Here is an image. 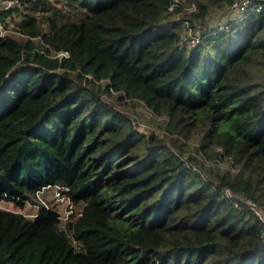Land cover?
<instances>
[{"label": "trees", "instance_id": "1", "mask_svg": "<svg viewBox=\"0 0 264 264\" xmlns=\"http://www.w3.org/2000/svg\"><path fill=\"white\" fill-rule=\"evenodd\" d=\"M171 1L1 13L17 32L0 36V200L21 210L68 185L81 213L63 226L53 203L35 217L0 207V264H264V224L222 192L264 209V3L221 29L208 19L233 0H186L202 35L189 47ZM112 90L156 127L139 130Z\"/></svg>", "mask_w": 264, "mask_h": 264}, {"label": "built area", "instance_id": "2", "mask_svg": "<svg viewBox=\"0 0 264 264\" xmlns=\"http://www.w3.org/2000/svg\"><path fill=\"white\" fill-rule=\"evenodd\" d=\"M24 0H0V36H5L11 32H17L15 29H12L5 20L2 19L1 13L5 10H8L12 7H18ZM264 0H233L230 4L226 5L223 10L228 12H244L245 15L252 11H259L263 6ZM175 6H179L180 9L176 12L177 18H185L183 21L186 25L187 30V42L189 47L197 46L201 40V29L199 25L194 28L190 24V19L187 16L188 13L195 11L197 5L195 2L187 3L186 0H172L169 6V12L173 11ZM182 7H185L187 11L182 12ZM224 22L219 26L221 29ZM199 30V31H197ZM67 51H59L55 56H68ZM90 77V75H89ZM113 92V90H112ZM115 92V91H114ZM106 101V100H105ZM236 170V168H233ZM71 188L68 185H49L45 186L43 189L39 190L37 193L38 203L26 202L29 206H34V208L39 209L43 206L48 207L51 203L55 204L58 207V217L61 224L64 226L66 222L72 221L76 214L78 216L81 212L76 213V204L70 194ZM222 192L226 198L234 201L236 206L244 204L250 207L253 213L258 217V219L264 224V209L259 205L255 200L249 198L245 194L235 193L230 188H222ZM50 197V200H49ZM1 204V200H0ZM38 212L35 214H28V216L35 217L38 215Z\"/></svg>", "mask_w": 264, "mask_h": 264}, {"label": "rangeland", "instance_id": "3", "mask_svg": "<svg viewBox=\"0 0 264 264\" xmlns=\"http://www.w3.org/2000/svg\"><path fill=\"white\" fill-rule=\"evenodd\" d=\"M50 1H54V0H50ZM31 7L32 5L29 4ZM182 12L184 13L185 11H187L185 9V7H182ZM43 11L42 7L39 6L34 12L36 14H39ZM241 15H245L244 12H228L226 14H220L219 11L214 10L211 14V16L209 17V25L211 26H217L222 24L224 21L220 20V16H231V17H235L238 16L240 17ZM9 20V19H7ZM5 19V21H7ZM102 97L109 103L113 104L115 106V108H117L118 110H121L123 113L127 114L128 116H130L133 120V123L138 127L139 130L143 131V132H147L149 129H151L152 127H156V124L154 123V119L158 118L161 119V117L156 116L155 114L152 113V111L145 106L142 102H134V101H129L128 98H123L120 99L119 98V94L117 92H105L102 94ZM198 157L200 158V163L207 168L209 165L215 164V165H219L220 168L222 169H226L230 167V162L227 159H220V160H216L214 161L213 159H206L204 158L201 154H198ZM196 166H198L195 162V160H192V162H190ZM232 171L233 168H230ZM50 200V197H49ZM26 208L24 209L25 212H31L29 210V208H32L31 206H29L28 204L25 205ZM0 207H6L9 209H14L15 211H20L19 208H17L14 204L10 203V202H4L1 201ZM23 211V209H21ZM38 210V209H37Z\"/></svg>", "mask_w": 264, "mask_h": 264}, {"label": "crops", "instance_id": "4", "mask_svg": "<svg viewBox=\"0 0 264 264\" xmlns=\"http://www.w3.org/2000/svg\"><path fill=\"white\" fill-rule=\"evenodd\" d=\"M243 16L244 15H241L240 17H238V16H235V17H231V16H220V20H222V21H224V20H227L228 18H231V19H241V18H243ZM32 208H29V210L31 211V212H25L24 211V209L26 208V206L23 208V211L22 210H20L22 213H24L25 215H28V214H35V213H37L38 212V210L36 209V208H34V206H31Z\"/></svg>", "mask_w": 264, "mask_h": 264}]
</instances>
